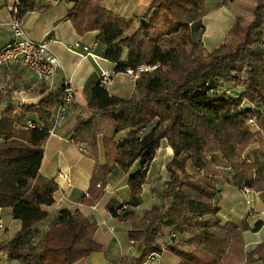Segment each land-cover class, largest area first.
<instances>
[{
    "label": "trees",
    "instance_id": "1",
    "mask_svg": "<svg viewBox=\"0 0 264 264\" xmlns=\"http://www.w3.org/2000/svg\"><path fill=\"white\" fill-rule=\"evenodd\" d=\"M15 1L17 17L49 4ZM204 14V0H150L141 16L144 24L113 12L101 0H73L66 11L77 34L96 30L95 41L104 44V56L114 63V71L158 63L134 79L141 89L138 97L110 94L94 79L86 100L91 110L77 118L69 134L94 160L87 188L90 202L100 194L115 164L125 169L139 158V170L127 179L125 208H109L120 220L131 217L139 203L146 165L159 139L166 138L171 148V158L164 164L168 175L162 181L164 199L129 221L126 234L137 253L123 254L116 264H144L150 252L159 254L163 249L178 258L176 264L255 260L264 264V239L252 249L244 247L245 223L221 222L217 217L210 221L220 207V189L211 180L221 178L240 189L264 191V0H254L251 19L236 17L211 50L201 40ZM172 34L182 35L183 42L162 47L161 37ZM57 99L52 89L35 103H19L18 110L8 107L0 112V207H10L11 215L20 220L13 235L0 240V251L23 264H72L101 249L93 238L95 223L77 209L59 210L35 242L29 239L34 223L47 214L41 205L52 201L56 187L52 179L38 176V166L50 106ZM29 111L37 121L25 119ZM105 115L113 127L109 135H102L104 161L99 163L97 134ZM126 128L136 132L115 141L114 134ZM251 143L257 145L248 149ZM96 180L99 185L92 190ZM260 223L257 220L254 228ZM176 235L180 238L174 239Z\"/></svg>",
    "mask_w": 264,
    "mask_h": 264
},
{
    "label": "crops",
    "instance_id": "2",
    "mask_svg": "<svg viewBox=\"0 0 264 264\" xmlns=\"http://www.w3.org/2000/svg\"><path fill=\"white\" fill-rule=\"evenodd\" d=\"M12 1L14 0H0V46L9 38L7 5ZM36 1L38 3L49 1V4L44 8L26 11L20 17L22 27L28 37L46 40L49 49L57 56L61 67L48 80L39 81L34 73L22 66L17 59L0 65V112L8 107L18 110L19 103H35L52 89H55L59 96V87L64 76L69 78L74 96L65 117L59 124L52 127V132L47 133L42 143L38 176L43 179H52L56 187L52 191V201L41 205L47 214L34 223L29 239L35 242L56 220L59 210L73 211L77 209L89 221L95 223L93 238L101 244V249L91 252L72 264H116L123 254L134 255L137 253L135 242L131 241L126 234L129 221L137 219L144 209L158 204L164 199L165 188L162 181L168 176L164 164L171 158V148L166 138L159 139L158 145L146 165L139 203L132 208L131 217L123 220L117 219L110 213L109 208L113 207L116 210L125 208V202L129 197L127 179L139 170V158H134L125 169H121L118 164H115L107 173L106 181L98 197L93 202L88 201L87 188L94 160L87 155V150H79L76 147L69 134L77 118L79 116L86 117L91 110L86 105L90 86L93 80L97 79L99 70L105 69L112 72L110 82L104 85L108 93L121 97L131 95L138 97L141 91L135 87V81L127 74L122 71H114V63L104 56V44L95 41L96 30L86 31L83 34L75 32L65 17L73 0ZM149 1L101 0V4L124 17L132 18L134 22L145 11ZM237 1L227 0L222 3L216 0H204L205 14L201 19L203 25L201 40L204 48L206 42L209 44L207 50L216 47L224 39L235 19V14H238L231 8L237 9ZM205 32L207 33L204 38ZM75 41L79 45L69 49L67 45ZM82 45H87L91 54H83ZM124 54L125 51L122 56ZM55 103L56 101L51 104L50 112L54 109ZM25 119L37 121L32 111L26 112ZM100 123L101 132L97 134V148L98 162L102 163L104 161L102 135L110 134L113 122L105 115L101 117ZM135 132L133 128L121 129L113 137L115 141L118 138L129 139ZM256 145V143H251L248 149H252ZM57 168L67 171L68 183L56 177ZM223 169L225 170L226 167ZM211 183L220 189V207L216 214L210 217V221H214L217 217L221 222L229 220L237 224L245 223L246 226L242 231L244 247L248 250L254 248L264 239V191L252 190L246 195L240 188L221 178L211 180ZM98 185L99 180H96L91 189L96 190ZM247 197L250 198L249 202H246ZM257 220H261V223L254 228ZM0 221L2 224L0 240L12 236L20 226V220L11 215L10 207H0ZM177 238L179 239L180 236L176 235L174 239ZM162 251H169V254H172L168 264L177 263L178 258L170 250L163 249ZM0 264L23 263L8 258L6 252L0 251ZM249 264H262V262L255 260Z\"/></svg>",
    "mask_w": 264,
    "mask_h": 264
},
{
    "label": "built area",
    "instance_id": "3",
    "mask_svg": "<svg viewBox=\"0 0 264 264\" xmlns=\"http://www.w3.org/2000/svg\"><path fill=\"white\" fill-rule=\"evenodd\" d=\"M15 0L8 3L7 9L9 12V20L7 22L9 28V38L3 45L0 46V65H5L13 60H18L22 66L32 71L39 81L48 80L53 76L55 71L61 67L57 56L49 49L45 39H33L27 36L25 30L22 27L20 17H17ZM94 44V42H93ZM78 42L75 41L70 45H67L69 49L74 46H78ZM84 51L83 54H91L87 45L81 46ZM155 63H139L135 67H126L122 72L127 74L132 80H134L141 71H147L154 69L157 66ZM112 72L105 69H101L98 72L97 78L101 85H106L111 80ZM59 96L55 103L54 109L50 115V123L48 127V133L52 132V127L59 124L65 117L68 107L73 100V90L68 77H63L59 87ZM254 107L255 105L252 104ZM251 125L256 126L253 118L248 119ZM27 125H32L30 121H27ZM257 128V127H256ZM76 147L79 150H85L83 144H77ZM145 166V163L141 164V168ZM56 177L68 183L69 177L67 171L62 168H57ZM98 184V183H97ZM241 190L247 195L252 191L249 186H244ZM250 198H246V202H249ZM2 226L0 221V227ZM161 242V239H158ZM158 254L150 252L145 260L144 264H153Z\"/></svg>",
    "mask_w": 264,
    "mask_h": 264
},
{
    "label": "rangeland",
    "instance_id": "4",
    "mask_svg": "<svg viewBox=\"0 0 264 264\" xmlns=\"http://www.w3.org/2000/svg\"><path fill=\"white\" fill-rule=\"evenodd\" d=\"M216 1L219 2V0H216ZM253 4H254V0H238L237 5H236L237 9L235 7H231L233 11L238 13V14H235L234 18L240 17V18H242L243 21L250 20L252 17L251 7L253 6ZM142 14L143 13H141L137 17V21L136 20L134 21L135 24H137V22L139 21V18H141V16H142ZM196 33L197 32L193 29V31H192V34H194L193 36H195ZM206 33L207 32L204 33V38L206 36ZM161 38L162 39H160L159 42H160L161 46L164 48H169V47L176 45L177 43L183 42V36L180 34H172V35L161 37ZM205 40H207V39H205ZM205 49L206 50L209 49V44H207V42L205 43ZM136 88H138V87H136ZM138 89L141 91L140 88H138ZM257 129H259V128H256V130ZM169 257H172V254H169V251H162L158 254V257L154 260L153 264H168L169 263Z\"/></svg>",
    "mask_w": 264,
    "mask_h": 264
},
{
    "label": "water",
    "instance_id": "5",
    "mask_svg": "<svg viewBox=\"0 0 264 264\" xmlns=\"http://www.w3.org/2000/svg\"><path fill=\"white\" fill-rule=\"evenodd\" d=\"M139 23L144 24V20L142 18H139Z\"/></svg>",
    "mask_w": 264,
    "mask_h": 264
}]
</instances>
